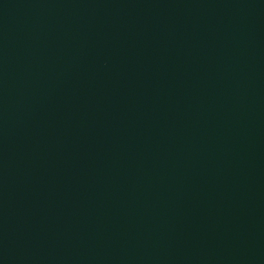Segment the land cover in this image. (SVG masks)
Listing matches in <instances>:
<instances>
[{
  "label": "water",
  "instance_id": "water-1",
  "mask_svg": "<svg viewBox=\"0 0 264 264\" xmlns=\"http://www.w3.org/2000/svg\"><path fill=\"white\" fill-rule=\"evenodd\" d=\"M0 264H264V0H0Z\"/></svg>",
  "mask_w": 264,
  "mask_h": 264
}]
</instances>
